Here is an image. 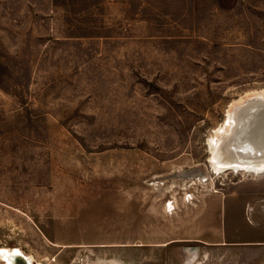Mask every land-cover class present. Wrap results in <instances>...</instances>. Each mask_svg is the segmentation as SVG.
<instances>
[{
	"label": "rangeland",
	"instance_id": "374dc122",
	"mask_svg": "<svg viewBox=\"0 0 264 264\" xmlns=\"http://www.w3.org/2000/svg\"><path fill=\"white\" fill-rule=\"evenodd\" d=\"M193 1L0 0V249L264 264V175L209 145L264 96V0Z\"/></svg>",
	"mask_w": 264,
	"mask_h": 264
},
{
	"label": "bare ground",
	"instance_id": "6f19581e",
	"mask_svg": "<svg viewBox=\"0 0 264 264\" xmlns=\"http://www.w3.org/2000/svg\"><path fill=\"white\" fill-rule=\"evenodd\" d=\"M255 94V93H254ZM258 94V93H257ZM253 95V94H252ZM263 96V95H262ZM242 98L230 105L225 123L209 139L210 162L216 173L228 170L264 175V96ZM14 248H1L0 259ZM36 264L33 258H28Z\"/></svg>",
	"mask_w": 264,
	"mask_h": 264
},
{
	"label": "water",
	"instance_id": "95a60500",
	"mask_svg": "<svg viewBox=\"0 0 264 264\" xmlns=\"http://www.w3.org/2000/svg\"><path fill=\"white\" fill-rule=\"evenodd\" d=\"M7 261L10 264H31L28 257L20 250H13L5 254Z\"/></svg>",
	"mask_w": 264,
	"mask_h": 264
},
{
	"label": "crops",
	"instance_id": "0c3cea01",
	"mask_svg": "<svg viewBox=\"0 0 264 264\" xmlns=\"http://www.w3.org/2000/svg\"><path fill=\"white\" fill-rule=\"evenodd\" d=\"M192 1V3H190V4H192V5H197L193 0H191ZM225 7L224 6H221L220 7V10H218V12L220 11V12H222L223 10L225 11L226 9H224ZM231 10V8L229 9V11Z\"/></svg>",
	"mask_w": 264,
	"mask_h": 264
}]
</instances>
